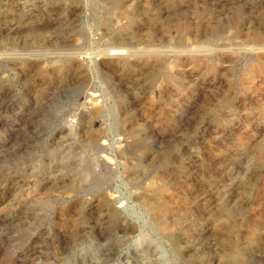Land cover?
Returning a JSON list of instances; mask_svg holds the SVG:
<instances>
[{"label":"rangeland","instance_id":"obj_1","mask_svg":"<svg viewBox=\"0 0 264 264\" xmlns=\"http://www.w3.org/2000/svg\"><path fill=\"white\" fill-rule=\"evenodd\" d=\"M0 264H264V0H0Z\"/></svg>","mask_w":264,"mask_h":264},{"label":"bare ground","instance_id":"obj_2","mask_svg":"<svg viewBox=\"0 0 264 264\" xmlns=\"http://www.w3.org/2000/svg\"><path fill=\"white\" fill-rule=\"evenodd\" d=\"M145 200H146V199H145ZM146 203H149V201L147 200ZM152 207H153V206H152ZM159 207H160V206H159ZM161 224H162V223H161ZM162 225H163V227L165 228V227H167L168 224L163 223ZM99 255H100V254H99ZM101 256H102V255H101ZM231 256H232V255H231ZM146 257H148V256H145V258H146ZM99 258H100V257H99ZM99 258H98V259H99ZM101 258H102V257H101ZM102 259H103V258H102ZM148 259H149V258H148ZM152 259H153V258H152ZM139 261H140V260H139ZM135 263H136V262H135ZM151 263H152V262H151Z\"/></svg>","mask_w":264,"mask_h":264}]
</instances>
